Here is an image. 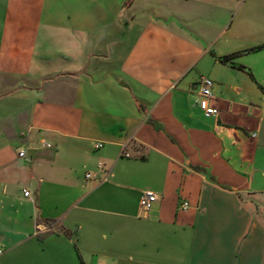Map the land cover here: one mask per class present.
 <instances>
[{"label":"crops","instance_id":"crops-1","mask_svg":"<svg viewBox=\"0 0 264 264\" xmlns=\"http://www.w3.org/2000/svg\"><path fill=\"white\" fill-rule=\"evenodd\" d=\"M82 2L0 0V264H264V0Z\"/></svg>","mask_w":264,"mask_h":264},{"label":"built area","instance_id":"built-area-1","mask_svg":"<svg viewBox=\"0 0 264 264\" xmlns=\"http://www.w3.org/2000/svg\"><path fill=\"white\" fill-rule=\"evenodd\" d=\"M214 82L208 77H201L199 81V107L203 111L206 118H216L219 116L218 109L212 105V101L215 99L214 93ZM103 146L101 144L96 145V149H101ZM19 159L24 160L27 163L31 162L28 156V149H22L19 154ZM100 168H103L100 165ZM25 197H30L28 191H24ZM159 201V197L152 191H145L139 201L140 207L144 212H149L152 210L153 206ZM185 208L188 207L187 204L184 205ZM1 254V253H0Z\"/></svg>","mask_w":264,"mask_h":264},{"label":"rangeland","instance_id":"rangeland-1","mask_svg":"<svg viewBox=\"0 0 264 264\" xmlns=\"http://www.w3.org/2000/svg\"><path fill=\"white\" fill-rule=\"evenodd\" d=\"M77 2V1H83L84 4H89L90 6H92V9H91V15L92 17H96V15H99L98 12L100 13L101 12V9H100V6H105V5H108V8L109 9V4H113L116 0H61V11L63 13H66V12H70V9H68L70 7V5L73 3V2ZM120 1V0H118ZM125 1H129V0H125ZM82 2V3H83ZM82 5V4H81ZM68 7V8H67ZM68 9V10H67ZM105 8H102V10H104ZM195 10V11H194ZM196 10H199V9H194V8H191L190 9V15H188V19H192V17L194 18V20L198 17H200L201 15V11H196ZM73 11V9H72ZM169 14V13H168ZM174 15L176 16L177 18L182 15V13L180 11H173V13H170V16ZM67 16V14H66ZM69 17V15L67 16ZM98 24V23H97ZM98 25L96 27V29L93 30V46H94V43L97 44L96 42H98V39H99V36L100 34L103 32V28L105 27L104 25L100 26ZM183 32H185V30L183 29ZM187 34V33H186ZM190 38L191 39H194L190 34H189ZM97 38V39H96ZM173 45H176L175 47H173ZM177 43L175 41H172V48L170 50L172 51H176L177 50ZM96 47H93V49H95ZM179 48H181V45L179 46ZM165 51H168V45L166 46V50Z\"/></svg>","mask_w":264,"mask_h":264}]
</instances>
